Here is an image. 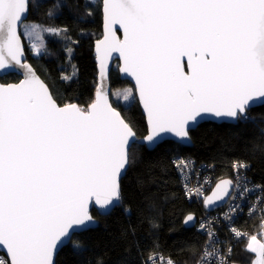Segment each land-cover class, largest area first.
<instances>
[{
  "label": "snow or ice",
  "instance_id": "snow-or-ice-1",
  "mask_svg": "<svg viewBox=\"0 0 264 264\" xmlns=\"http://www.w3.org/2000/svg\"><path fill=\"white\" fill-rule=\"evenodd\" d=\"M102 5L100 75L118 52L121 71L135 78L147 113L146 141L164 132L188 137L189 122L202 113L244 119L249 102L264 98V0H102ZM28 8L29 0H0V69H25L18 84L0 85V245L10 254V262L0 264H54V250L66 239L79 249L71 236L93 222L89 201L108 209L119 200V177L129 163L126 146L134 136L102 86L86 108L60 105L21 62L18 27ZM48 31L59 35L67 29ZM181 166L188 165L179 161ZM230 184L217 188L226 194ZM214 198L221 199L213 193L205 203ZM208 237L198 264H227L215 234L209 231ZM247 250L256 254L252 264H264V242L256 235ZM156 259L150 252L144 264Z\"/></svg>",
  "mask_w": 264,
  "mask_h": 264
},
{
  "label": "trees",
  "instance_id": "trees-1",
  "mask_svg": "<svg viewBox=\"0 0 264 264\" xmlns=\"http://www.w3.org/2000/svg\"><path fill=\"white\" fill-rule=\"evenodd\" d=\"M27 22L35 23L43 33L50 28L67 29L61 36L46 35V50L39 57L31 54L21 36L26 59L60 105L74 103L86 108L97 87L93 46L102 36L100 2L29 0ZM18 81L15 75L0 78L2 84ZM109 85L111 90L132 87L119 79L115 68ZM110 100L136 137L143 138L147 127L136 99L127 107ZM189 138L190 147L172 141L153 150L132 145L128 168L120 180V205L107 216L93 209L96 228L73 235L71 241L81 247L76 249L69 242L59 251L55 264H144L150 252L170 258L174 264H198L206 235L194 226L186 228L184 219L193 214L196 220L210 211L186 199L173 161L190 156L206 162L215 184L231 179L232 164L243 162L250 164L252 180L264 184V105L247 111V117L234 125L204 123L190 131ZM238 221L244 234L258 231L256 218L239 217ZM252 260L243 242L236 245L232 264H252Z\"/></svg>",
  "mask_w": 264,
  "mask_h": 264
},
{
  "label": "built area",
  "instance_id": "built-area-1",
  "mask_svg": "<svg viewBox=\"0 0 264 264\" xmlns=\"http://www.w3.org/2000/svg\"><path fill=\"white\" fill-rule=\"evenodd\" d=\"M179 161L186 162L188 166L177 167ZM240 164H244L246 167H238ZM173 166L177 171L186 199L189 202H195L204 207V200L215 185L212 168L209 167V164L197 162L190 156H179L173 161ZM250 168V164L243 162L233 163V173L231 179H228L231 182L228 201L226 200L223 206L195 220V230L198 233L206 235L204 246L209 242L208 232H213L217 240L215 246L223 250L227 264H232L231 260L234 249L241 242H243L246 252L252 255L253 260L256 258V254L247 250V245L252 235H256L258 240L264 242V227H262V224H264V184L252 180L249 174ZM227 202L228 204L226 205ZM239 217H245L248 220L255 218L259 220L258 231L244 234L238 224ZM233 230L242 233L243 237H236ZM228 249H231L230 254ZM155 255L157 257L155 264H166L170 259L160 254ZM0 261H8L3 253H0Z\"/></svg>",
  "mask_w": 264,
  "mask_h": 264
},
{
  "label": "water",
  "instance_id": "water-1",
  "mask_svg": "<svg viewBox=\"0 0 264 264\" xmlns=\"http://www.w3.org/2000/svg\"><path fill=\"white\" fill-rule=\"evenodd\" d=\"M28 13H29V8H28V11L26 13V17L23 20V22L27 21ZM101 14H102V36H101V38L99 40L95 41L94 46H93V55H94V60H95L96 70H97V87H96L92 102H94V100H95L97 90L102 86L104 91L108 95L109 103L112 104L111 100H110L111 89H110V85H109V76H110V73H111L114 65L117 64V72L119 74V79L122 80V81H127L133 87L134 92H135L136 101L138 102V105L140 107L141 113H142V115L145 118V123H146V127H147V134L143 138H137L134 132H133L134 136L129 137V142H128V145L126 146L128 154H129V150H130L131 146L134 145V144H137V145H140V146H144L148 150H153L155 147H157L159 144H161V143H163L165 141H172V142H175V143H177V144H179L181 146H189L190 147L192 143H191V140L189 138V135H188V137L181 138V137H178L175 133H172V132L160 133L156 138H154L153 142H149V141L145 140V137L149 134V131H150V126L148 124V119H147V113L144 110L143 104H142V102L140 100L139 91H138V88L136 86L135 78L132 77L131 75L121 71V68L123 67V60L120 57L118 52H113L111 54V57L106 61V72H105L104 77L101 78V75H100V64H99L98 53L96 51V44H97L98 41L104 39V36H105V33H106V20H105V16H104V13H103L102 0H101ZM21 25L18 27V34L19 35H20V27H21ZM115 27L117 29H119V25H116ZM117 36H119L122 39L123 38V31L122 30H118L117 31ZM20 43H21L22 48H23V55L21 57V62L29 65L32 68V70L35 72L34 68L31 66V64L26 59V54H25V50H24V44H23V40L21 38V35H20ZM35 74H36V72H35ZM8 75H15V76L19 77V81L17 83H9V84H18L21 80H23L25 78V69L20 68L18 65L11 66V67L6 68V69H0V78H3V77L8 76ZM36 76H38V75L36 74ZM39 79L42 81V79L40 77H39ZM9 84L0 83V85H9ZM49 92H50V90H49ZM262 105H264V98H255L253 101L249 102V106L247 108V111H249V110H251L253 108L260 107ZM238 121L239 120H233V119H230V118H218V117H215L211 113H202L201 116L197 117V119L195 121H190L189 122L188 133L190 131L196 129L198 126L204 124V123H212V124L225 123V124H233L234 125V124H237ZM127 168H128V164L125 166L124 169L121 170V175L119 177V185H120V180L125 175ZM223 181H229V180L226 179V180L218 181L214 185V187L211 190L210 194L207 196V197H212L213 193H218L220 195L221 199L217 200V199L214 198L213 199V203H211V204H206L205 203L206 199L204 200L203 205H204L206 211L215 210V209H217V208H219V207H221L222 205L225 204V202H226V200H227V198H228V196L230 194L231 184H230V186L227 189V193L225 194V192L220 191L217 188V185L221 184ZM120 203H121V198L119 197V200L117 202H115L110 208H108V209H100V207L95 204V200L93 198L92 200L89 201V205H88L89 213L91 214V211L94 209V210H96V212L100 216H107L114 208H116L118 205H120ZM188 216H192L193 219L191 221H187V217ZM188 216H186L185 219H184V226L186 228H193V226L195 224V216L193 214L192 215H188ZM97 224H98L97 220L93 217V222L89 223L86 228L85 227L77 228L76 231L72 234V236L75 235V234H79L81 232L90 230V229H94V228H96ZM69 242H70V240H67V239L64 240V242L59 244L57 249L54 250V253H53L54 264H55V259H56L57 255H58L59 251L62 248H64L65 246H67L69 244ZM0 253H3L6 256V258L8 259V261L10 262V254L7 252L6 247H4L3 245H0Z\"/></svg>",
  "mask_w": 264,
  "mask_h": 264
},
{
  "label": "rangeland",
  "instance_id": "rangeland-1",
  "mask_svg": "<svg viewBox=\"0 0 264 264\" xmlns=\"http://www.w3.org/2000/svg\"><path fill=\"white\" fill-rule=\"evenodd\" d=\"M89 1H91L92 3L100 2L101 4V0H89ZM20 35L23 37L26 43V46L30 50L31 54L35 57H39L45 52L46 37H47L46 35L56 36V34L49 32L48 29L43 33V31L40 30L39 27L35 23H31L27 21L22 23L20 27ZM61 35L62 33L59 34V36ZM37 49L39 51H37ZM113 68L117 69V64H115ZM125 95H127L128 97L127 99L124 98ZM110 97L114 101V103L120 104L123 107L129 106L133 102V100L136 99L134 89L133 87H130V86L111 90ZM240 152H241V149H240ZM227 204L228 202L226 203V205Z\"/></svg>",
  "mask_w": 264,
  "mask_h": 264
}]
</instances>
